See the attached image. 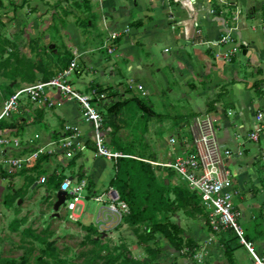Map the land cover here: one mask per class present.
Wrapping results in <instances>:
<instances>
[{
    "label": "crops",
    "instance_id": "0c3cea01",
    "mask_svg": "<svg viewBox=\"0 0 264 264\" xmlns=\"http://www.w3.org/2000/svg\"><path fill=\"white\" fill-rule=\"evenodd\" d=\"M88 1L85 0V4ZM92 1L101 16L96 41H88L86 37L94 26L90 18L86 34L75 32L65 35L66 42L62 43L64 50L58 51L52 46L54 44L49 41V37L43 35L38 50L41 57L33 51L27 52L26 47H19L23 44L21 40L38 37L36 21L20 20L17 23L18 28L15 29L18 30L15 32L22 33L21 27L25 26V36L24 33L12 36L8 30L4 31L0 40L4 43L0 44V111L3 102L18 89L16 86L21 88L44 81L45 77H53L62 70V66H55L57 52L70 53L72 58L73 52H76L79 55L76 58L78 72L72 74L69 81L80 92L86 93L93 87L108 91L109 103L101 106L104 116L107 109L117 102L133 99L144 102L152 94L162 99V113L157 112L156 104L151 103L150 107L157 116L146 118L138 110L141 115L139 119H145L148 124L149 131L146 132L149 134L146 137L149 139L155 138L151 135L157 130L156 126H151L153 120L160 122V128L179 126L178 139L173 135L169 137L177 141L174 147L171 146L172 156L192 150L189 135L180 133L182 129L188 130L191 119L211 115L216 120L215 129L220 144L232 152H241L239 157L231 156L227 160L232 178V204L245 242L251 244L256 254H263L264 132L259 134L256 141H250L248 136L254 130L256 114H264V0ZM225 8L228 14H223ZM210 9H214L215 13H210ZM235 11L239 12L240 22L233 35L240 44V52L231 63H223L216 58L219 48L204 45L203 42L215 41L227 28L233 27L235 23L230 18ZM103 20L110 30L128 28V32L117 42L114 56L98 51L106 36ZM12 23L15 22L10 21L4 27L13 29ZM50 24L47 21L43 26L48 27ZM10 43L12 48L7 47ZM43 45H46V51ZM35 57L39 62L34 64L33 69L26 66V62H35ZM129 80L143 86L145 94L142 95L136 87L128 90L126 82ZM47 97L53 102L51 107L45 101L36 104L24 101L16 114L1 122L0 134L19 138L21 147H0V160L3 155L28 154L34 150V146H44L56 140L65 125L77 127L82 138L87 140L89 149L72 159H66L62 153L52 156L44 153L31 168L13 172H7L0 164V175H6L5 181L13 187L26 188L30 194L41 193L51 202L56 201L59 191L53 188V183H48L51 176L58 183L66 179H72L73 182L85 179L89 184L85 197L104 191L115 175L114 162L93 156L90 125L84 121L76 102L66 100L54 90H50ZM134 105V102H128L120 111L127 107L133 108ZM104 127L107 137L111 139L114 127L106 119ZM114 135L117 137V131ZM167 153L157 154L153 160L168 162ZM66 170L68 175H65ZM165 170L157 168L155 174L165 177L168 173ZM30 177L35 179L30 182ZM41 177L46 182L38 184ZM170 183L173 186L182 185L175 173L170 175ZM81 203L78 221L84 213ZM166 216L182 231L180 247L176 249L161 236L149 241L147 244L153 242L151 247L159 249V252L152 258L143 251L147 257L146 263L254 264L251 254L232 229L227 228L219 233L211 231L206 212L186 213L184 209H176ZM93 226H100L97 216ZM122 227L129 226L123 222ZM136 227L144 229V226ZM119 231L115 232L114 229L111 233L117 235ZM230 240L232 250L227 253L226 246Z\"/></svg>",
    "mask_w": 264,
    "mask_h": 264
},
{
    "label": "built area",
    "instance_id": "2783aa9c",
    "mask_svg": "<svg viewBox=\"0 0 264 264\" xmlns=\"http://www.w3.org/2000/svg\"><path fill=\"white\" fill-rule=\"evenodd\" d=\"M208 1L211 2L213 0ZM222 12L223 14L229 13L226 8ZM210 13H215V10L210 9ZM230 19L235 23L233 27L227 28L217 40L203 42L204 45L219 48L216 58L223 63H231L236 54L240 52V44L233 35L240 22L239 12L235 11ZM102 27L106 36H104L99 49L104 50L108 56H114L117 50V42L128 32V28L125 27L120 31L110 30L104 20ZM73 56L70 63L52 78L25 85L10 94L3 102L0 111V123L16 114L24 101L31 104L45 101L51 107L53 102L47 97V93L50 90H54L66 100L74 101L78 104L84 121L90 125V140L92 153L95 158L113 161L114 164L121 158L142 160L111 147L104 127L105 117L101 111V106H106L109 103L108 91L102 90L99 87H93L86 93L76 90L69 81V77L78 72L76 58L79 55L73 52ZM133 87H136L142 95L145 94L143 86L134 83L132 80L126 82L128 90ZM255 120L254 130L248 136L250 141H256L259 134L264 132V114L258 112ZM215 124L216 120L211 115L205 114L192 118L188 125L192 146L190 152L182 151V153L174 156H172L173 152H168V162L142 161L149 163L154 169L172 170L191 192L199 196L201 205L208 214L211 231L219 233L227 228L232 229L240 242L251 254L254 264H264V253L256 254L251 244L245 242L243 233L237 224L236 213L232 204V178L227 168V160L231 156L239 157L241 152H232L220 144L216 135ZM176 142L175 138L168 140L169 145L176 144ZM6 146L20 149L19 138L0 134V147L4 148ZM87 150V140L82 138L80 130L75 126L65 125L61 136L56 140L44 146H34L32 152L22 156L3 155L0 164L7 172H13L15 170L31 168L44 153L50 156L62 153L66 159H72L78 155H82ZM165 172L168 171L165 170ZM45 182L46 179L43 177L37 181L38 184ZM62 185H65V187L62 188ZM86 189L87 181L85 179L77 182H73L72 179H66L61 183L59 191L65 192L62 207L67 212L69 221L74 223L78 221L79 206L82 204L81 201L85 196ZM92 200L98 205L97 221L100 224L98 226L99 229L113 231L129 215L128 205L121 200L118 191L110 186L100 193L93 194Z\"/></svg>",
    "mask_w": 264,
    "mask_h": 264
},
{
    "label": "rangeland",
    "instance_id": "374dc122",
    "mask_svg": "<svg viewBox=\"0 0 264 264\" xmlns=\"http://www.w3.org/2000/svg\"><path fill=\"white\" fill-rule=\"evenodd\" d=\"M89 18L94 26L86 34L88 25L85 23L89 22ZM100 19L97 6H94L92 0H89L87 4L83 0H0V40L5 30L12 33V36L19 33V31L15 32L18 30L15 28H18L17 23L20 20L36 21L38 37L21 40L24 45L20 44L19 47H26L27 52L33 51L40 56L41 53L38 50L42 44L43 35L49 37V41L54 44L52 46L58 51L64 50L62 43L66 42L64 37L68 33L79 32L81 35L86 34L88 41H96ZM10 21L15 22L11 24L13 29L4 27L9 25ZM47 21L51 24L44 27ZM21 28L25 36L27 27ZM22 33L20 31L19 34ZM0 44L4 45L1 41ZM9 46L12 48L11 43L7 45ZM43 46H45L43 50L46 51V45ZM99 47L98 51L105 53ZM42 57L46 58L43 54ZM34 61L38 63L39 59L35 57ZM16 87L19 89L18 86ZM148 99L151 102H148ZM161 100L152 94V97L145 98L143 101L148 106L151 103L156 104V111L162 113L161 102L163 101ZM139 116L141 115L134 105L133 108L127 107L118 114L109 115L106 118L108 124L113 121L118 128L116 130L117 144L128 149L131 154L142 157H155L157 154L166 155L167 152H173L174 146L167 142L171 135L178 139L179 126L170 125L160 128V122L153 120L151 126H156L157 130L151 135L155 138L149 139L146 137L148 133L146 131H149L148 124L145 119H139ZM187 131L182 129L180 133L189 135ZM108 140L114 148L118 147L111 139L108 138ZM118 150L121 151V149ZM112 166L115 169L116 164L113 163ZM5 174L8 173L5 172ZM68 174L66 170L65 175ZM5 178L6 175H0V264H119L121 257L118 256L124 250L135 260L146 264L147 257L143 255L146 249L143 246L139 247L137 234L129 227H122L120 224L115 228V232L119 229L120 231L117 235H113L109 229L93 226L98 210V205L92 200L93 195L84 196L82 199L84 213L80 221L74 223L68 220L67 212L62 206L54 209L56 201H48V197L41 193L30 194L26 188L13 187L11 183L10 185L8 181H5ZM6 200L9 204L5 203ZM55 213H58L57 217L54 216ZM152 243L149 246H152ZM108 255H111L115 262L108 263Z\"/></svg>",
    "mask_w": 264,
    "mask_h": 264
},
{
    "label": "trees",
    "instance_id": "16d2710c",
    "mask_svg": "<svg viewBox=\"0 0 264 264\" xmlns=\"http://www.w3.org/2000/svg\"><path fill=\"white\" fill-rule=\"evenodd\" d=\"M83 1L85 2V0ZM85 24L88 25V21H86ZM55 56L57 57L55 60V66H62V69L73 59L72 54L66 52L65 55L57 52ZM36 63L37 62H26V66L33 69L35 66L34 64ZM49 77L52 76L45 77L44 81ZM30 81H33V79H30ZM128 102H134L136 108L142 112L146 118L157 116L150 106L146 105L139 99H133L131 101L129 100L112 104L107 109V114L104 116L105 119L107 115L118 114ZM109 124L114 127V132L110 134V138L114 144H117V138L114 133L118 128L113 121ZM116 149H121L124 154L142 160L155 161L153 160L155 159L154 156H136L120 145H118ZM142 160L132 158L118 159L115 163L116 173L110 180L109 186L118 191L121 200H123L129 207V215L124 218V223L137 234V243L144 246L146 253L154 258L155 255L158 254L159 249H153L147 243L149 241H155L160 236L164 237L165 240L176 249L180 247L182 231L168 220V216H166L168 213H171L176 209H184L186 210V213H192V211L203 213L206 211L201 205L199 196L196 193L191 192L186 185L183 183H181L182 185L180 186L171 185L170 175L172 176L174 173L172 170L166 169L168 175L160 177L155 174V169L149 163ZM34 179L35 178L33 177L29 178L30 182ZM48 179V183L49 181L50 184L53 183L54 189L57 190L60 188L62 182H54L53 176ZM88 187L89 184L87 183V190ZM5 203L9 204L7 200ZM136 226H144V229L141 230V228H137ZM230 242L231 240L228 241L229 245L226 246L227 253H230L232 250ZM118 257H121L119 264H144L132 258L125 250L122 254H119ZM107 258L109 260L108 263L115 262V259L111 255H108Z\"/></svg>",
    "mask_w": 264,
    "mask_h": 264
},
{
    "label": "water",
    "instance_id": "95a60500",
    "mask_svg": "<svg viewBox=\"0 0 264 264\" xmlns=\"http://www.w3.org/2000/svg\"><path fill=\"white\" fill-rule=\"evenodd\" d=\"M64 187H65V185H62V188H64ZM64 199H65V192L64 191H58L57 195H56V202L54 204L55 210L60 208L63 205ZM54 216L57 217L58 213H55Z\"/></svg>",
    "mask_w": 264,
    "mask_h": 264
}]
</instances>
